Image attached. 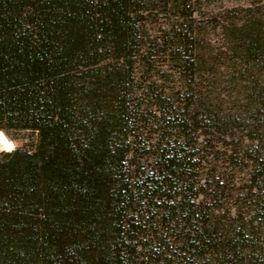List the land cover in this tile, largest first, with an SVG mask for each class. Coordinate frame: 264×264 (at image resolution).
I'll use <instances>...</instances> for the list:
<instances>
[{"label":"trees","instance_id":"16d2710c","mask_svg":"<svg viewBox=\"0 0 264 264\" xmlns=\"http://www.w3.org/2000/svg\"><path fill=\"white\" fill-rule=\"evenodd\" d=\"M140 2L0 0V129L37 131L33 149L0 155V264H142L136 220L147 208L168 223H189L188 253L264 263L256 210L231 223L202 212L190 202L192 157L177 145L157 150L151 174L130 175L135 117L124 83ZM236 29L246 58L263 62L264 25ZM177 37L170 47L184 71L193 55ZM109 51L112 62L99 65ZM256 92L260 104L264 91ZM156 107L168 131L185 130L187 111L160 101ZM255 132L246 138L260 140Z\"/></svg>","mask_w":264,"mask_h":264},{"label":"rangeland","instance_id":"374dc122","mask_svg":"<svg viewBox=\"0 0 264 264\" xmlns=\"http://www.w3.org/2000/svg\"><path fill=\"white\" fill-rule=\"evenodd\" d=\"M137 14L135 54L124 83L135 117L127 137L130 175L151 174L157 150L177 145L192 157L188 180L195 197L190 202L229 223L256 210L264 250V101L256 103L257 88L264 91V61L247 59L235 41L239 25H264V0H141ZM177 35L184 36L193 55L184 71L170 47ZM109 52L99 65L112 62ZM157 99L188 112L184 131H168L167 117L158 122ZM185 102L189 107L182 109ZM252 131L260 140L246 138ZM0 134L5 138L0 155L37 144V131L31 129H0ZM147 209L148 215L136 220L142 264H176L181 257L182 264H225L221 256L188 253L183 235L188 222L168 223V216L163 220Z\"/></svg>","mask_w":264,"mask_h":264},{"label":"snow or ice","instance_id":"6c2138e0","mask_svg":"<svg viewBox=\"0 0 264 264\" xmlns=\"http://www.w3.org/2000/svg\"><path fill=\"white\" fill-rule=\"evenodd\" d=\"M5 138L3 137L2 134H0V142H4ZM8 148H11L12 146L10 144L7 145Z\"/></svg>","mask_w":264,"mask_h":264},{"label":"water","instance_id":"95a60500","mask_svg":"<svg viewBox=\"0 0 264 264\" xmlns=\"http://www.w3.org/2000/svg\"><path fill=\"white\" fill-rule=\"evenodd\" d=\"M3 129H7V128H3ZM10 130V129H9Z\"/></svg>","mask_w":264,"mask_h":264}]
</instances>
